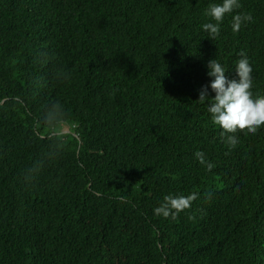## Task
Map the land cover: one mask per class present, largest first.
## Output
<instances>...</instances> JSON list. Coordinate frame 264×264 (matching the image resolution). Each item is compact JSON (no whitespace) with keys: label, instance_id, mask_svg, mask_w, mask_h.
Masks as SVG:
<instances>
[{"label":"trees","instance_id":"trees-1","mask_svg":"<svg viewBox=\"0 0 264 264\" xmlns=\"http://www.w3.org/2000/svg\"><path fill=\"white\" fill-rule=\"evenodd\" d=\"M213 3L0 0V143L35 172L19 165L22 219L0 185V264H264V127L229 146L198 101L208 62L238 78L241 54L264 96V0H239L214 40ZM58 123L71 133L48 139Z\"/></svg>","mask_w":264,"mask_h":264},{"label":"clouds","instance_id":"clouds-1","mask_svg":"<svg viewBox=\"0 0 264 264\" xmlns=\"http://www.w3.org/2000/svg\"><path fill=\"white\" fill-rule=\"evenodd\" d=\"M240 7L239 0H222L220 4H210L205 11L213 22H208L202 25L209 38L214 40L220 34V24L224 20L226 14H230L234 9ZM252 17L248 15H235L232 21V30L239 32L241 25L245 21H251ZM242 58L237 62L236 75L238 78L229 79L226 75L224 67L217 59H212L208 62V75L213 77L210 88L214 96L208 94V86H205L200 91L199 102L207 104V111L211 116V122L222 129L221 138L229 146H235L237 138L234 135L238 131L245 134H256L258 129L264 127V96L253 95V69L250 66L246 55L241 54ZM36 121L39 119L36 118ZM66 129L63 123H58L54 126L48 139L62 138L70 133L63 134ZM67 130V129H66ZM44 140V137H40ZM23 144V143H21ZM9 145L16 151V154L25 156L22 151L23 145ZM20 155H13L11 149L5 147L4 143H0V185L9 187L10 199L8 203L16 206L14 210L7 207L9 216H16L22 219L23 212L19 209L20 197L24 193V177L19 171V165L26 167L27 172L35 174ZM196 158L201 164H205L204 153L197 151ZM213 165L207 164V169L211 171ZM9 175V179L5 178ZM42 185L41 177L36 179ZM13 188V189H12ZM44 188V187H43ZM196 193L188 196L167 195L159 207L154 209L156 216H163L165 219L171 217L176 219L180 212L191 207L192 201L197 198ZM7 203V204H8Z\"/></svg>","mask_w":264,"mask_h":264},{"label":"rangeland","instance_id":"rangeland-1","mask_svg":"<svg viewBox=\"0 0 264 264\" xmlns=\"http://www.w3.org/2000/svg\"><path fill=\"white\" fill-rule=\"evenodd\" d=\"M66 129L63 130V134H66L67 132L71 133V128L69 126L66 127ZM5 178L8 180L9 179V175H5ZM1 188H2V191H3L4 187L1 186Z\"/></svg>","mask_w":264,"mask_h":264},{"label":"bare ground","instance_id":"bare-ground-1","mask_svg":"<svg viewBox=\"0 0 264 264\" xmlns=\"http://www.w3.org/2000/svg\"><path fill=\"white\" fill-rule=\"evenodd\" d=\"M65 127H68L69 125H64ZM71 137V136H70ZM75 138V137H74ZM110 251V250H109Z\"/></svg>","mask_w":264,"mask_h":264}]
</instances>
